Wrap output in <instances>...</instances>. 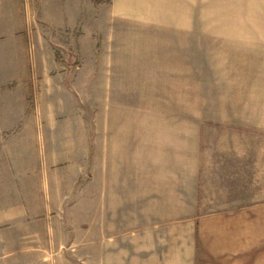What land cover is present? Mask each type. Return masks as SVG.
Listing matches in <instances>:
<instances>
[{
  "label": "rangeland",
  "instance_id": "obj_1",
  "mask_svg": "<svg viewBox=\"0 0 264 264\" xmlns=\"http://www.w3.org/2000/svg\"><path fill=\"white\" fill-rule=\"evenodd\" d=\"M2 3L6 27L0 28V74L9 77H2L7 82L0 85V146L24 127L19 122L23 117L61 122L63 130L79 117L94 129V114L103 123L105 84L111 79L142 84L146 100L155 84L157 151L165 130L183 131L180 118L191 111L224 115L231 111L226 102L232 101L241 102L234 106L241 107L242 115L251 101L258 121H264V0ZM4 54L10 60H3ZM116 69L124 76L110 77L120 75ZM135 97L125 94L130 101ZM145 112L147 117L149 110ZM43 127L45 131L47 125ZM259 127L257 132L264 133ZM84 166L54 219L30 221L18 230L30 249L6 251L18 246L12 243L16 233L7 225L0 228V264H190L212 259L186 250L182 220L156 221L154 237L130 219L112 235L102 219L91 226L89 189L83 184L87 158ZM258 194V202L264 201V184H258ZM151 241L156 252L148 246Z\"/></svg>",
  "mask_w": 264,
  "mask_h": 264
},
{
  "label": "crops",
  "instance_id": "obj_2",
  "mask_svg": "<svg viewBox=\"0 0 264 264\" xmlns=\"http://www.w3.org/2000/svg\"><path fill=\"white\" fill-rule=\"evenodd\" d=\"M3 60H10L8 54ZM118 71L110 77L124 76ZM2 77L9 75L0 74V85L7 82ZM154 85L146 100L142 84L111 79L103 123L94 114V129L79 117L67 130L47 118L19 120L24 127L0 146V228L13 230L12 243L18 245L6 251L30 249L18 230L55 218L57 206L84 175L87 158L83 184L91 226L102 219L112 235L130 219L154 237L156 221L182 220L186 250L212 258L190 264H264V201L257 198L258 184H264V133L257 131L264 121L257 119L256 103L247 102L242 115L234 106L241 102L232 101L224 115L191 111L180 118L183 131L165 130L157 151ZM128 92L135 100L125 99ZM151 245L156 252V242Z\"/></svg>",
  "mask_w": 264,
  "mask_h": 264
}]
</instances>
